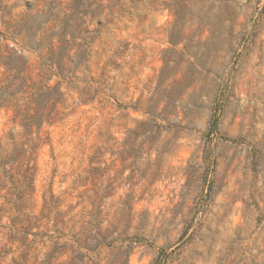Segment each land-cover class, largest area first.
Returning a JSON list of instances; mask_svg holds the SVG:
<instances>
[{
    "label": "rangeland",
    "instance_id": "1",
    "mask_svg": "<svg viewBox=\"0 0 264 264\" xmlns=\"http://www.w3.org/2000/svg\"><path fill=\"white\" fill-rule=\"evenodd\" d=\"M28 32L69 57L46 143L0 110L34 170L0 172V264H264V0H0L37 75Z\"/></svg>",
    "mask_w": 264,
    "mask_h": 264
},
{
    "label": "trees",
    "instance_id": "2",
    "mask_svg": "<svg viewBox=\"0 0 264 264\" xmlns=\"http://www.w3.org/2000/svg\"><path fill=\"white\" fill-rule=\"evenodd\" d=\"M26 37L29 42L35 43V50L40 52V56H46V60L50 62L51 66H56L57 70L53 72L51 69H47L37 75H34L33 71L28 73L30 69L28 59L17 54L16 51L11 53L10 50L12 49L5 45L7 54L0 53V110L3 107L14 109V122H18L23 128H30L28 137L25 138L26 141L19 144L21 146L36 147L41 143H46L49 138V136H43V126L53 124L62 114V111L56 108L57 103L60 101L54 98V95L58 92L60 95L63 94L60 92V86L56 84L52 87L47 83L53 76L62 79L65 77L67 71L65 60L69 57V54L64 53L62 46L56 47L54 39L47 32H39L38 34L28 32ZM46 41L49 42V46H44ZM58 41L62 43V40ZM35 125L38 129L33 135V126ZM17 155L15 158V156L8 153L5 157H2L0 151V172L2 171L3 176L7 179L15 180L18 175L27 180L32 179L34 176L33 167L29 165L24 169L22 167L24 162L22 159L27 157V160H29L32 158L31 155H27L25 150H20ZM17 162H20V165L14 166ZM9 165L11 167L7 168ZM3 183L4 180L0 176V191L4 188ZM18 188L16 187V189ZM3 198L13 207L20 204L8 199L7 195H4Z\"/></svg>",
    "mask_w": 264,
    "mask_h": 264
}]
</instances>
